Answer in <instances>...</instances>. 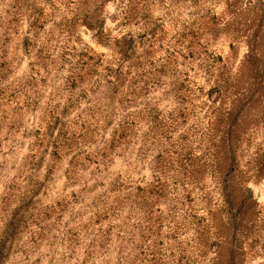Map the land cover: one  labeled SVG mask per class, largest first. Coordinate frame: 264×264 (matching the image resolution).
I'll use <instances>...</instances> for the list:
<instances>
[{
  "label": "rangeland",
  "instance_id": "rangeland-1",
  "mask_svg": "<svg viewBox=\"0 0 264 264\" xmlns=\"http://www.w3.org/2000/svg\"><path fill=\"white\" fill-rule=\"evenodd\" d=\"M0 264H264V0H0Z\"/></svg>",
  "mask_w": 264,
  "mask_h": 264
}]
</instances>
